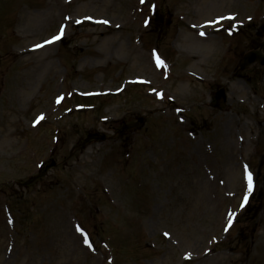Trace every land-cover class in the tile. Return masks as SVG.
<instances>
[{
  "label": "rangeland",
  "instance_id": "374dc122",
  "mask_svg": "<svg viewBox=\"0 0 264 264\" xmlns=\"http://www.w3.org/2000/svg\"><path fill=\"white\" fill-rule=\"evenodd\" d=\"M263 41L264 0H0V264H264Z\"/></svg>",
  "mask_w": 264,
  "mask_h": 264
},
{
  "label": "water",
  "instance_id": "95a60500",
  "mask_svg": "<svg viewBox=\"0 0 264 264\" xmlns=\"http://www.w3.org/2000/svg\"><path fill=\"white\" fill-rule=\"evenodd\" d=\"M264 45H262L263 47ZM259 62L262 66H264V57L262 55V52L259 51V52H251L250 54L246 55L243 59V65H242V69L241 71H245L246 69H248L251 65L255 64ZM217 104H216V108L218 109H223V105L226 103V94H225V90H222L220 91L218 94H217ZM145 122L144 119H140L139 122L135 125H132V126H126L120 133H123L129 129H133V128H136L138 127L140 124H143ZM93 139H98V140H101V141H105V137H98V136H94V135H90L88 140L86 141L89 142ZM56 166V163L53 161L52 163H50L47 168H46V171L40 176V177H43L47 172L48 170H50L52 167H55ZM38 178L34 179L31 183H27L26 185L28 184H32L34 183L35 181H37Z\"/></svg>",
  "mask_w": 264,
  "mask_h": 264
},
{
  "label": "bare ground",
  "instance_id": "6f19581e",
  "mask_svg": "<svg viewBox=\"0 0 264 264\" xmlns=\"http://www.w3.org/2000/svg\"><path fill=\"white\" fill-rule=\"evenodd\" d=\"M121 29H124V27L121 28V26H116L114 28H109V31L100 34V36L104 37L101 40V44L103 41H105L106 42L105 45L107 46L108 49L104 53H100V52L96 53L97 60L103 61L105 58H108L110 54H113V52L119 49V45L118 44L114 45V42L116 36L121 31ZM193 40L197 42L196 38H193ZM151 63L154 64L153 61H151Z\"/></svg>",
  "mask_w": 264,
  "mask_h": 264
},
{
  "label": "snow or ice",
  "instance_id": "6c2138e0",
  "mask_svg": "<svg viewBox=\"0 0 264 264\" xmlns=\"http://www.w3.org/2000/svg\"><path fill=\"white\" fill-rule=\"evenodd\" d=\"M146 0H141V3H145ZM203 35V33L201 34ZM56 39H60V37H56ZM156 62H157V66L158 67H163V62L159 59V57L156 58ZM159 95V94H158ZM39 119H43V117L39 118ZM248 191L249 193L252 191V180H251V176H248ZM247 201V196L245 197V202ZM234 217L230 214V218H229V227L231 226V222L232 219ZM81 235H83V233H81ZM85 243H87V240L85 239ZM89 247H91V245H88Z\"/></svg>",
  "mask_w": 264,
  "mask_h": 264
}]
</instances>
